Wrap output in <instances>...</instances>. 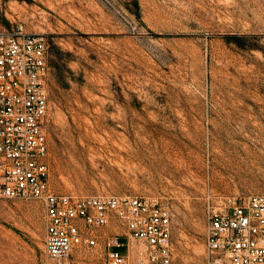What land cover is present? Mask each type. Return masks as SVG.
<instances>
[{
    "label": "rangeland",
    "instance_id": "obj_1",
    "mask_svg": "<svg viewBox=\"0 0 264 264\" xmlns=\"http://www.w3.org/2000/svg\"><path fill=\"white\" fill-rule=\"evenodd\" d=\"M16 21L49 42L52 186L165 202L172 264H207V205L264 193V0H0ZM44 233L41 201L0 199V264H52Z\"/></svg>",
    "mask_w": 264,
    "mask_h": 264
},
{
    "label": "built area",
    "instance_id": "obj_2",
    "mask_svg": "<svg viewBox=\"0 0 264 264\" xmlns=\"http://www.w3.org/2000/svg\"><path fill=\"white\" fill-rule=\"evenodd\" d=\"M50 75L46 34L19 21L0 26V199L41 201L44 252L52 264H73L78 248L98 246L104 264H172L173 223L165 202L52 186ZM206 210L207 264H264V193L220 197Z\"/></svg>",
    "mask_w": 264,
    "mask_h": 264
}]
</instances>
